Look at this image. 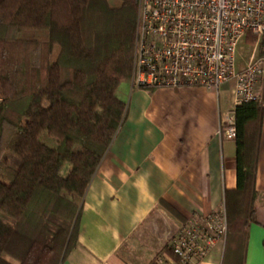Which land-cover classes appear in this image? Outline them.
Masks as SVG:
<instances>
[{"label": "trees", "instance_id": "trees-1", "mask_svg": "<svg viewBox=\"0 0 264 264\" xmlns=\"http://www.w3.org/2000/svg\"><path fill=\"white\" fill-rule=\"evenodd\" d=\"M138 4L0 0V264H63L77 246L76 199L125 118L116 91L132 78ZM262 111L260 101L234 110L238 186L226 192L227 239L230 228L242 239L253 219Z\"/></svg>", "mask_w": 264, "mask_h": 264}, {"label": "crops", "instance_id": "crops-1", "mask_svg": "<svg viewBox=\"0 0 264 264\" xmlns=\"http://www.w3.org/2000/svg\"><path fill=\"white\" fill-rule=\"evenodd\" d=\"M233 84L149 90L132 79L120 83L125 118L82 199L78 244L63 264H177L169 244L188 217H227L226 192L238 186L236 143L225 134ZM257 90L253 219L242 239L230 228L228 239L189 264H264V77Z\"/></svg>", "mask_w": 264, "mask_h": 264}, {"label": "built area", "instance_id": "built-area-1", "mask_svg": "<svg viewBox=\"0 0 264 264\" xmlns=\"http://www.w3.org/2000/svg\"><path fill=\"white\" fill-rule=\"evenodd\" d=\"M248 34L259 39L264 35V0H139L132 83L149 90H218L233 82L235 107L260 101L257 87L264 77V53H254L241 68L236 63L237 48ZM225 134L236 136L235 112ZM226 236L225 212L196 213L171 240L172 253L177 264H189L206 257Z\"/></svg>", "mask_w": 264, "mask_h": 264}, {"label": "rangeland", "instance_id": "rangeland-1", "mask_svg": "<svg viewBox=\"0 0 264 264\" xmlns=\"http://www.w3.org/2000/svg\"><path fill=\"white\" fill-rule=\"evenodd\" d=\"M112 4L116 5V4H119V2L112 3ZM138 14H139V4H138ZM263 39H264V35H262L260 37V39L258 38V40L256 42H253L251 38L247 39L245 37V39L239 44V46L237 48V52H236L237 67H240L241 64L246 63L247 59L249 58V55H251L252 53L255 52L256 55L261 53L262 47L264 45V44L263 45L261 44ZM254 49H255V51H254ZM82 199H83L82 197H78L76 199V203L78 205H81L82 204ZM7 221L8 222H12L13 220L12 219H7ZM174 236H172L171 240L173 239ZM241 238H242V236H241ZM169 249L171 250V242L169 244ZM175 258L178 261V258L177 257H175Z\"/></svg>", "mask_w": 264, "mask_h": 264}]
</instances>
